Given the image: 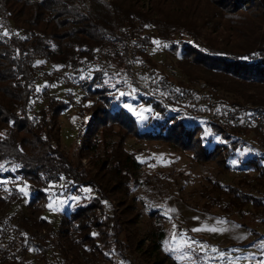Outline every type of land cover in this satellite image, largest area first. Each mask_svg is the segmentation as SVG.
<instances>
[{
	"label": "trees",
	"instance_id": "1",
	"mask_svg": "<svg viewBox=\"0 0 264 264\" xmlns=\"http://www.w3.org/2000/svg\"><path fill=\"white\" fill-rule=\"evenodd\" d=\"M165 2L156 0L155 9H140L134 3L116 0H0V200H5L1 198L2 184L9 170L29 184L31 214L34 205H47L49 192L57 183L66 182L74 191L77 187L93 189L89 202L66 210L57 228L48 225L49 237L52 241L59 239L54 243L69 256L68 264H75L78 258L77 262H81V257L82 264H108L113 261V247L123 252L128 246L121 233L138 215L128 217L132 206L124 194L129 191L134 170L140 168L136 156L125 148L128 136L167 142L191 152L199 162L215 161L223 171L231 167L229 160L237 151L245 149L246 140L239 132L247 124L230 129L214 123L207 134L200 122L188 123L158 97L138 91L141 101L154 111L144 122L150 127L142 129L140 118L113 95L130 74L126 32L133 37L132 59L137 66L156 68L147 48L158 41L190 67H183L185 73L195 66L201 71L230 75L242 85L264 86V0H205L214 17L225 19L241 31L257 30L251 46L245 47L230 46L225 40L220 43L212 37L200 38L195 23L180 20ZM42 62L51 64L54 70H46ZM188 78L235 93H231L232 100L214 93L223 106L257 105L251 109L264 114V97L249 93L242 86L235 88L224 81L192 74ZM134 83L138 85L137 81ZM61 84L69 89L67 95L54 91ZM185 86L192 88L190 84ZM77 98L80 103H88L89 116L81 120L76 140L80 149L90 151L95 160L90 169L74 163L61 146L60 116ZM258 134L264 141V136ZM112 135L118 140L108 141ZM241 164L245 172L238 185L223 187L215 182L217 194L209 195L203 210L209 212L217 207L222 216L233 212L242 216L249 206L263 215L264 223V197L240 188L245 183L264 186V153L247 155ZM251 171L257 175L251 176ZM110 203L114 206L111 211ZM7 216L0 219V264L26 261V255L18 252L27 253L26 247L14 250L10 246L14 241L8 242V235L23 244L29 241L27 248H38L42 264H50L47 253L51 241L46 243V239L33 234L47 220L17 222ZM152 235L146 249L148 255L162 248L164 228L160 225ZM137 243L139 248L144 245L142 239Z\"/></svg>",
	"mask_w": 264,
	"mask_h": 264
},
{
	"label": "rangeland",
	"instance_id": "2",
	"mask_svg": "<svg viewBox=\"0 0 264 264\" xmlns=\"http://www.w3.org/2000/svg\"><path fill=\"white\" fill-rule=\"evenodd\" d=\"M116 1H125V4L134 3L136 7L140 9H155L154 6L156 3V0ZM164 4L167 9H172V12L178 15L180 20L194 22L199 29L200 38L212 37L220 43L225 40V43L230 44V46L245 47L251 46L250 43L257 33V30L241 31V28L238 27L235 29L234 26L226 22L225 19L223 21L220 17H214L210 6L205 0H166ZM192 26L194 27V25ZM147 52L156 68L153 67L148 69L146 66H137L133 59L134 64L131 63L130 60V69L132 68L133 71L143 70L145 72H151L166 85L180 86L182 89L190 92L191 95L197 92L201 94H210L215 98L217 104L221 106L223 104L217 101V95H214V93H217L220 97L231 100L233 95H235L233 92L227 93L223 88L215 89L212 84L203 80L190 81L188 76L192 74L198 78L204 76L211 78L213 81H224L226 85L232 84L235 88L242 86L247 92L264 97L263 85L248 83H243L242 85V82L236 81L237 79L225 73L201 71L200 68L195 66L191 67L192 72L185 73L184 68L187 69L190 67L183 61H180V56L167 52L165 47L161 46L158 41H155L153 46L148 47ZM43 65L48 71L54 70V67L49 63L44 62ZM130 74L123 86L114 89L113 95L115 94L117 98L120 97V92L126 93L125 96L120 97V101L124 104L130 103L135 109V111L132 112L135 115L139 112L140 115H137L139 118L140 116L144 117V119H139V124L142 129L150 127V125L144 122H146L151 115H154V111L150 106L141 101L138 91L158 97L168 104L173 112H176V110L180 112L181 118L186 122H200L207 134L211 133L210 124L220 123L229 128L237 125L244 126L245 124H224L210 118L193 117V115L187 114L185 111H180L178 106L172 104L168 98L160 96L156 89L149 86L146 79L137 78L132 80ZM134 81L138 82V85L136 83L137 86ZM183 84H190L192 88L188 89ZM128 88L134 89V91L131 92L133 94L129 93ZM68 90L69 89L64 84L54 87V91L62 96L67 95L66 92ZM73 90L77 91L78 88ZM73 104L74 105L60 116L61 146L68 152L69 157L74 163L79 164L80 162L86 169H90L95 165V160H93L90 151L86 152L80 149V144H78L76 140V133L81 120L87 119L89 116V111L87 109L88 103H80L77 98ZM244 106L247 108L259 107L257 105L251 106L248 104L243 105V107ZM141 109H144V111H141ZM253 112L255 111L252 109V113ZM247 125L250 127L245 125L246 127L239 132V135L246 140L245 149L237 151L236 155L229 160L231 167L227 171H223L215 161L199 162L194 159L191 152L175 148L167 142L128 136L124 143L125 148L136 156V159L140 162V168L134 170L135 173H133L128 183L129 191H126L127 194H124V197L127 203L132 206L130 208L132 213L128 214V217L135 218V215L138 216L134 219L135 221L129 225L126 231L121 233L124 244L129 247L127 246L123 252L117 247H113L114 250L111 254L113 261L108 264H159V262L160 264H229V262H231V264H257L262 258L260 256V242L264 241V223L261 221L263 215L260 213L256 214V211L249 206L246 207L245 214L242 216L235 212L230 216H222L221 209L217 207L209 212L203 210L209 195L215 196L217 194L213 185L215 182L218 181L223 187L227 184L238 185V180L245 172L241 164L242 159L252 153H264V145H262L264 141L260 139L258 134L259 132L264 136V129L251 124ZM110 139L118 140V137L112 135L107 140L109 141ZM217 139L220 140V137ZM232 161H235V163H232ZM6 174L7 175L3 179L4 183L2 184L3 190L1 195L3 197L1 198L5 200H0V219L5 214L8 215L7 217L12 216L13 221L17 220V222H31V219L38 220L40 218H45L47 223L41 224L42 226H40V229H35L33 234L37 238H43V241L46 239V243L51 241L47 253L50 264H53V262H57V264H68V262H70L68 260L69 256L67 257L62 248L55 244L59 239H54V241H52L51 237H49L50 231L47 228L48 225L57 228L66 210H72L89 202L90 198L94 195L93 189L88 187H77L76 191H74L72 188H68L65 185L66 182L57 183L49 192L50 196L47 205H42L41 203L34 205L33 214H31L30 208L28 207L31 198L28 187L29 184L23 181L17 172L15 174L14 170H9ZM10 174H12V176ZM250 175L255 177L257 172L251 171ZM251 184L247 185L245 183L241 186L240 183V188L244 191L253 192L258 196L264 197V186ZM20 188H24L28 195L21 193ZM20 196L22 199H19ZM49 204L52 205V208L48 206ZM113 204L110 203V205H108L110 211L112 207H114ZM117 208L118 206L115 207V209ZM155 214L157 215L154 216ZM160 225L165 231L162 248L157 253L148 255L149 250L146 251V249L149 248L148 246H150L153 240V231ZM234 225H240L241 227L235 228ZM212 227L218 229L226 228L228 231H193V229H208ZM18 230H21L19 226ZM180 233H183L185 237L190 238L192 241L202 242L200 245H195L197 249L200 247H214L218 249L220 253H223V257H221L219 253H213L211 251L207 253L197 251L192 254L193 259L189 260L187 258H182L179 252L172 253L165 251V248L173 246L172 239L174 236L178 238L176 247L184 243V240L179 238ZM16 234L17 233H13L12 235ZM55 236L58 238L56 234ZM11 237V235L7 236L8 242L10 240L14 241V245H10L11 248L18 251L19 249L21 250L22 247H26L27 253L22 250L18 252H20L21 255H26L25 262H27V264L30 262L32 264H42L40 250L36 253L38 248H27L29 241L26 240L23 244L18 239H13ZM141 239L144 245L139 248L141 245L137 242ZM61 245L62 247L66 246L63 242ZM252 245L256 246L253 247ZM144 251L147 253L142 254L145 253ZM250 253L256 254L255 260L249 258ZM197 256L199 259H196ZM236 257H239V261L236 260ZM75 258H77V256ZM78 259L75 260V264H82L84 259L81 257V262H77Z\"/></svg>",
	"mask_w": 264,
	"mask_h": 264
},
{
	"label": "built area",
	"instance_id": "3",
	"mask_svg": "<svg viewBox=\"0 0 264 264\" xmlns=\"http://www.w3.org/2000/svg\"><path fill=\"white\" fill-rule=\"evenodd\" d=\"M125 38L128 41L129 58L131 63H133V50L131 47L133 37L131 33L126 32ZM130 71V77L132 80L137 78L146 79L149 86L156 89L160 96L168 98L172 104L178 106L180 111H185V113L191 114L193 117L210 118L224 124H251L264 129V114H252L251 108L239 105L221 106L217 104L215 98L210 94H201L200 92H197L196 94L191 95L190 92L182 89L180 86L176 87L175 85H166L151 72H145L143 70L133 71L132 68ZM128 89L129 93L134 91L132 88ZM204 108H211V115H204ZM36 253H38V251ZM23 264H27V262H24Z\"/></svg>",
	"mask_w": 264,
	"mask_h": 264
},
{
	"label": "snow or ice",
	"instance_id": "4",
	"mask_svg": "<svg viewBox=\"0 0 264 264\" xmlns=\"http://www.w3.org/2000/svg\"><path fill=\"white\" fill-rule=\"evenodd\" d=\"M146 27H147V25H146ZM153 42L155 43V41H153ZM243 59H248V57H244ZM37 63H40V62H37ZM113 87L115 88L116 86L113 85ZM125 95H126V93L120 92V97H123ZM123 106L125 108L129 109L130 111H135V109L133 108V106L130 103H125ZM141 111H144V109H141ZM137 115H140V113L137 112ZM140 118L144 119L143 116H140ZM232 163H235V161H232ZM20 192L23 193L24 195H28V193L25 192L24 188H20ZM48 206L50 208H52L51 204H49ZM173 211H175V210H173ZM218 223H220V222H218ZM234 227L239 228L241 226L240 225H234ZM200 230H207V231H211V232L228 231V229H226V228H219L218 229L216 227H212V228H208V229H193V231H200ZM179 238L183 239L184 243L180 244L179 247H176V245L178 244V238L174 236L172 239V245L173 246L165 248V251L172 252V253L179 252L180 256L182 258H187L189 260L193 259L192 254L196 253L197 251L204 252V253L211 251L213 253H219L221 255V257H223V253H220V251L214 247L213 248L200 247L199 249H197V247H195V245H200V244H202V242L192 241V240H190V238L185 237L183 233L179 234ZM252 246L255 247L256 245H252ZM260 249H261L260 256L262 258L257 262V264H264V241L260 242ZM232 251H237V250H232ZM249 258L252 260H255L256 254L250 253ZM196 259H199V257L197 256ZM236 260L239 261V257H236ZM229 264H231V262H229Z\"/></svg>",
	"mask_w": 264,
	"mask_h": 264
},
{
	"label": "bare ground",
	"instance_id": "5",
	"mask_svg": "<svg viewBox=\"0 0 264 264\" xmlns=\"http://www.w3.org/2000/svg\"><path fill=\"white\" fill-rule=\"evenodd\" d=\"M135 93V92H134ZM130 94H133V93H130ZM205 94V93H203ZM207 94V93H206ZM205 113H208V114H205ZM252 114H259V113H256V112H253ZM204 115H211V108H204ZM205 120V119H204ZM214 120V119H213ZM232 124V123H231ZM237 124V123H236ZM234 125V124H233Z\"/></svg>",
	"mask_w": 264,
	"mask_h": 264
}]
</instances>
